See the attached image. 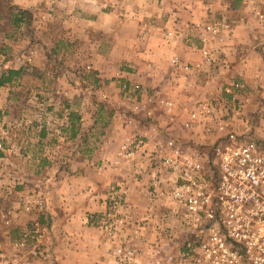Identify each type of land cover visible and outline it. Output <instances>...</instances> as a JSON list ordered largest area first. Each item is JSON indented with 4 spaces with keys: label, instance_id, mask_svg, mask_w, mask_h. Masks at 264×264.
Masks as SVG:
<instances>
[{
    "label": "crops",
    "instance_id": "obj_1",
    "mask_svg": "<svg viewBox=\"0 0 264 264\" xmlns=\"http://www.w3.org/2000/svg\"><path fill=\"white\" fill-rule=\"evenodd\" d=\"M88 1L91 3L85 9L87 14L86 19H83L86 26L94 31H102L106 37L112 30L117 29L116 26L121 33L118 40L111 41L107 37L106 42L109 43H104L108 49L116 46L121 51L104 52L102 62L109 64L113 61L126 62L132 58L135 60V64H138L137 73L132 78L144 86L146 92L143 99L147 102V108L153 110L154 120L118 123L117 128L121 130L117 142H107V145L105 141L104 148L107 150L101 153L98 167L93 166V159L90 160L87 156V162H77L80 152L77 147H73L77 142H82L83 137L79 133L75 137L62 134L61 129H68L69 126L71 128L69 120L61 123L60 134L54 136L52 141L43 137L27 139L26 155L14 149L7 137L0 136V197H13L12 192L24 188L23 185H15L13 188L9 184L12 183L11 176L15 179L26 173V203L31 200L33 206L31 212L26 211V228L35 220H45L52 225L49 232L58 235L59 229H62V232L69 231L74 235L72 244L80 250H71L73 254H96L97 258L89 259L86 264H117L116 256L112 252L119 242L107 239L99 230L96 233L91 223L92 216H101L112 207L113 185H120L127 191V208L121 210L128 217V226L124 234H121V239L126 237L125 234L131 235L134 246L144 250L147 253L145 256L160 240L163 247L178 246L173 241L177 236V229L180 228L175 213L179 210V215L182 216L183 211L182 206L167 193L174 185L176 175L167 170L161 172L160 179L164 184L156 192L153 186L154 169L149 167L150 153L146 156L137 155L132 160L123 159L118 156L120 145L125 139L136 135L144 137L149 144L171 136L192 145L217 143L223 138L221 133L205 132V125L214 122L211 117L193 129H187L182 124L188 120L189 111L197 107L198 100L224 95L223 87L226 82L243 80L255 86L259 80L264 81V53L261 52L260 40L257 39L254 14L258 1L262 0H241L238 10L240 19L234 22L227 20L224 14L227 13V3L224 0H166L163 4L160 0H133V8L130 9L129 6L125 12L120 4L113 8L108 7L110 3L107 0H102V7L99 6L101 0ZM218 11L221 13H217ZM215 14H221L219 19L225 17L230 24V39L223 45L224 52L219 56L226 62L224 65H219L220 61L213 65L206 59L203 48L214 50L216 42L200 37L201 33L202 36L206 34L199 26L213 21ZM150 16L159 18L156 19V27L148 25ZM161 17L167 19L168 24ZM118 19L120 23L116 25ZM153 28H157L158 37H162V40L158 42L160 47L157 50L150 51L147 32ZM192 36L199 37L198 42H194ZM130 48L133 50H129ZM158 54L164 56L152 59L153 55ZM148 56L151 61L145 59ZM174 58H178L183 65L188 64L189 69L174 65ZM145 65L149 67L146 68ZM4 89H8L9 93V88L0 85V101ZM167 101L174 103L170 111L165 104ZM1 106L0 102V108ZM158 110L166 113L163 114L162 123H158L156 119ZM3 112L0 109V115ZM4 122L0 121V135L1 129L6 125ZM43 128L49 127L44 125ZM52 142L56 144L53 152L49 146ZM114 144V151L111 152L110 147ZM37 145L46 146L36 152L34 148ZM24 156L26 170L20 164V158ZM43 195H48V204L39 209L34 200ZM42 212L44 215L41 217ZM145 258H141L140 262Z\"/></svg>",
    "mask_w": 264,
    "mask_h": 264
},
{
    "label": "rangeland",
    "instance_id": "obj_2",
    "mask_svg": "<svg viewBox=\"0 0 264 264\" xmlns=\"http://www.w3.org/2000/svg\"><path fill=\"white\" fill-rule=\"evenodd\" d=\"M224 1L227 3V13H224L227 20L234 22V20L240 19L238 10L241 6V0ZM108 2L110 3L108 7L112 8L120 4L124 8V12L128 11L129 6L130 9L133 8L132 3H134L133 0H107ZM89 3L91 1L88 0H0V75L5 70L21 69L23 67L46 71L45 79H42L41 82L39 80L26 82L29 79L27 78L24 80L25 84L7 85L9 93L8 89H4L1 93L2 108L0 109L4 112L0 115V121H5L6 125L4 129H1L0 136L11 140L10 144L19 153L24 152L26 155V146H28L26 141L29 138L36 140L43 137L52 141L55 138L54 136L60 134L61 123L67 120L70 121V114L74 112L79 116V120L70 122L72 125L75 123L73 128L75 127L77 134L79 133L83 137L82 142H77V145L74 144L73 147H77L80 152L77 155L79 158L77 162H87V156L90 160L93 159V166L98 167L100 166L98 159L101 153L107 150V148H104L105 141L107 145V142H117L121 130L117 128L118 123L122 124L126 121L143 123L154 120L153 117L147 116L145 112L147 102L143 99L144 92H146L144 86L132 78L137 73L136 67L138 64H135V60L132 58L126 62L113 61L109 64L102 62L104 52L121 51L116 46L109 49L104 46V43H109L106 42L107 37L111 41L118 40L121 33L118 26H116L117 29L112 30L106 37L102 31H94L86 26L84 20L87 13L85 9ZM102 3L101 0L100 7H102ZM160 3H166V0H160ZM11 6L17 7L13 9L14 12H18L19 7L29 11L25 16V21L19 26L13 22L14 17L9 10ZM220 11L225 12L222 9ZM220 11L217 13H221ZM76 15L79 17H76ZM219 15L221 14H215L213 21H219ZM148 18L150 20L148 25L156 27L158 17L150 16ZM160 19L168 24L167 19L163 17ZM222 19L226 18L222 17ZM119 23L120 19L116 21V25ZM147 33L149 34L147 36L149 50H157L160 47L158 42L162 40V37L161 39L158 37L157 28H153ZM154 34H156V37H154ZM160 34L159 32V36ZM256 35L258 41H261L260 33L258 32ZM123 36L126 35L123 34ZM198 38L194 36L193 41L198 42ZM129 50H133V48ZM261 52L264 53L263 49H261ZM163 56L164 54L153 55L152 59L155 57L162 58ZM98 58L100 59L96 62ZM145 59L151 61L149 56ZM155 64H157L156 60ZM145 66L146 68L149 67L148 65ZM122 68L123 71H120ZM217 69L219 70V67ZM44 82L47 83L44 88L36 87V85L42 86ZM226 83H229V81ZM252 85L249 83L247 88L238 92L239 99L243 101L244 107L239 116L236 117H233V108L234 104L239 101L234 102L228 94L209 98H215L213 102L218 115L231 118L240 130L244 129L242 123L248 121L252 127L251 135L264 143V81L259 80L255 86ZM200 100L197 101L196 105ZM136 101L142 104V110L135 109ZM163 114L166 113L158 110V118H156L158 123L164 121ZM44 125L49 128H43L45 129L43 131L42 126ZM182 125L184 126V124ZM69 127L68 129H61L63 135L73 133L72 126ZM159 134L162 135V133ZM173 138L177 139L179 143H183L181 145L190 146L196 152H201L205 159L206 168L214 170L213 145L215 143L192 145L182 142L177 137L173 136ZM127 141L128 139H125L120 145L119 157L132 160L137 155L146 156L147 153H150L149 167L156 168L150 156L154 153L159 142L149 144V141L147 140V142L145 139L146 144L135 149V152L128 156L124 150ZM45 146L37 145L34 151L37 152ZM49 146L52 152L56 149L54 142ZM110 148H112L111 152L114 151L115 144ZM20 159L22 168L26 170V156ZM157 166L159 169H163V167ZM20 178L14 179L11 176L12 183L9 186L14 188L15 185H23L24 188L12 192L13 197L3 199L0 197V264H26L30 250L33 249L36 242L33 237L28 236L26 238V173ZM163 184L164 182H160L155 185L153 179L154 187L157 186L161 189ZM115 185L112 186L113 189L121 187ZM168 190L167 193L170 195V188ZM155 191L157 192L156 187ZM162 192H165L164 189H162ZM114 195L112 200H114ZM38 198H35L34 201ZM40 198L44 200V204L47 203L48 195L47 197L43 195ZM123 207L119 208V215H123L121 210ZM178 212L179 210L175 213V219L180 223V228L177 227V236H174L175 239L172 238L178 244V247H182L189 237V226L186 225L183 217L179 215L180 212ZM42 213L41 217L44 215ZM105 213L91 218L92 227L95 228L96 233H98L97 230L103 233L100 224L102 219L105 218ZM40 220L46 228L41 245L51 250L53 254L51 262L53 264H86L89 259L97 258L96 254L86 255L82 253L81 256L73 254L71 250L75 252L80 250L72 244L74 235L69 231L62 232V229H59V234L55 235L54 232H49L52 225L45 220ZM122 229L121 233L124 232L126 227H122ZM160 241L162 242V240Z\"/></svg>",
    "mask_w": 264,
    "mask_h": 264
},
{
    "label": "built area",
    "instance_id": "obj_3",
    "mask_svg": "<svg viewBox=\"0 0 264 264\" xmlns=\"http://www.w3.org/2000/svg\"><path fill=\"white\" fill-rule=\"evenodd\" d=\"M254 14L256 30L262 39L260 46L264 51V0L258 1ZM199 27L206 34L202 36L201 33V39L216 42L214 50L203 48L206 59L213 65L219 61V65L223 64L225 61L219 56L224 52L223 45L230 39V24L220 19ZM172 63L189 69V65L181 64L178 58H174ZM248 84L234 80L223 87V92L234 102L239 101L234 104L233 117L239 116L244 107L238 92ZM165 104L168 111L174 107L173 101ZM134 107L142 110L138 101ZM145 112L147 116H154L151 108H146ZM210 117L214 122L205 125L206 132L224 135L213 147L214 170L206 168L201 152L181 145L183 143L173 137L158 141L150 156L156 165L155 185L163 182L160 172L164 170L176 175L170 196L183 208L182 217L189 226L186 242L182 247L166 248L159 241L145 256L144 250L134 246L131 235L125 234L126 237L121 239L122 227L128 226V217L125 213L119 215V208L127 203V191L119 187L113 189L112 207L100 224L107 239L119 242L113 250L117 264H264V143L251 135L252 127L248 121L242 123L244 129L240 130L231 118L218 115L213 98L209 97L201 99L189 112L184 127L191 129ZM145 144V138L136 135L128 138L124 150L129 156ZM30 201L26 203V211L33 209ZM34 202L43 209L41 198ZM45 232L40 220L33 221L32 226L26 228V238L29 236L36 240L26 263L53 264L51 250L41 245ZM143 257L145 260L140 262Z\"/></svg>",
    "mask_w": 264,
    "mask_h": 264
},
{
    "label": "trees",
    "instance_id": "obj_4",
    "mask_svg": "<svg viewBox=\"0 0 264 264\" xmlns=\"http://www.w3.org/2000/svg\"><path fill=\"white\" fill-rule=\"evenodd\" d=\"M14 8H17L15 6H11V8L9 9L12 16L14 17L13 19V22L19 26L21 25V23H23L25 21V16L27 14L28 9H24V8H21L19 7V10L18 12H14L13 9ZM46 71H42L40 69H36V68H33V69H30L28 67H23L21 69H10V70H5L1 73L0 75V85H3V86H13L14 84H25L24 83V80L29 81V80H33V81H40L42 79H45L44 75H45ZM20 82V83H19ZM47 83H43L42 86L41 85H36L37 88H44L46 86ZM70 121H76V120H79V116L76 114V113H71L70 114ZM75 125V123H74ZM72 125V130H73V133L71 134L72 137H75L77 135V132L75 131V127L73 128Z\"/></svg>",
    "mask_w": 264,
    "mask_h": 264
}]
</instances>
